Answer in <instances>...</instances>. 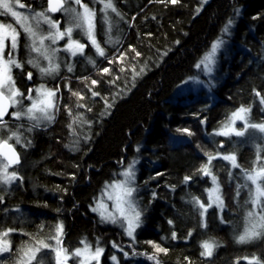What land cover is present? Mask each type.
Listing matches in <instances>:
<instances>
[{
  "label": "trees",
  "instance_id": "trees-1",
  "mask_svg": "<svg viewBox=\"0 0 264 264\" xmlns=\"http://www.w3.org/2000/svg\"><path fill=\"white\" fill-rule=\"evenodd\" d=\"M115 3L128 20L124 41L90 71L56 80L60 97L56 119L33 127L9 115L7 128L0 131L6 136L22 125L18 132L30 144L20 166L14 167L23 179L0 189V231L16 229L9 236L13 252L0 260L13 264L17 248L32 243L33 237L47 240L62 222V245L72 251L83 246L81 241L98 244L104 249L100 264H156L149 259L155 251L149 241L168 249L167 254H156L160 264H249L244 257L253 256L264 261V240L250 244L235 240L250 210L240 170L264 164V151L254 163L256 146L264 148V134L255 143L250 138L259 132L252 129L244 137L215 135L241 105L251 106V122H264V105L256 95H264V0ZM229 20L232 24L225 33ZM217 39L224 43L211 92H185L184 83L197 75L196 65ZM145 65L133 81V69L140 72ZM104 68L110 71L105 73ZM20 87L26 90L27 85ZM93 91L99 95L92 96ZM182 129L192 135L178 131ZM220 144L222 152L236 151L241 168L231 170L222 159L212 162L227 208L221 215L210 209L203 219L193 197L207 201L210 178L198 169L207 163L205 153L214 155ZM15 147L19 150V145ZM133 160L136 199L143 214L131 241L118 226L103 224L92 206L105 185L117 180ZM185 176L192 179L185 182ZM205 240L219 244L212 257L200 255ZM39 256L44 264H55L53 252L45 249Z\"/></svg>",
  "mask_w": 264,
  "mask_h": 264
},
{
  "label": "snow or ice",
  "instance_id": "snow-or-ice-1",
  "mask_svg": "<svg viewBox=\"0 0 264 264\" xmlns=\"http://www.w3.org/2000/svg\"><path fill=\"white\" fill-rule=\"evenodd\" d=\"M100 3L102 7L99 9L100 17L99 22L104 27L105 35L108 36V43H113L111 38L112 30V18L109 12L115 13L117 16H121L115 0H89L85 3L84 0H47V7L43 11H35L30 5L25 4L22 0H0V17L11 18L10 23H4L0 20V125L7 128V124L3 120L6 115H11L16 119L21 117H27L30 121H33V127H39L42 122L51 123L55 119V112L57 108V93L59 88L50 89L46 85L41 84L35 89H27L26 92L21 91L16 87V80L13 77V68L23 69L24 63L16 58V53L20 48L21 32L24 34L26 43L24 47L28 49L29 53H36V57L28 59L27 64L32 65L37 69L41 76H50L53 73L59 71L60 65L55 62L56 54L61 51L59 47H53L59 41H65L63 45V51L69 53L75 57L77 55H84L85 48L91 46L95 49L98 56H106L104 47L101 46L97 40V9L96 3ZM161 2L177 4L179 0H161ZM207 0H202V3H206ZM89 4L93 6L90 7ZM18 9H27L28 14L19 11ZM200 9H197L199 11ZM60 12L66 18L65 26L61 29V22L59 20H53L51 13ZM122 18V17H121ZM47 25V33L43 34L41 25ZM232 21L229 20L228 24L223 29L224 32H228ZM79 34L78 39L73 38V33ZM50 41V44L45 45V41ZM81 40H86L87 43H82ZM118 43V41H117ZM178 43V42H177ZM222 39H217L212 45L208 53L205 54L203 59L196 65L200 68L203 65L207 71L212 72L211 65L215 63V56L218 49L223 45ZM7 50V56L5 51ZM133 51H135L133 49ZM136 56L141 55L139 52L135 53ZM167 55V52L163 53ZM47 61L46 67H41L40 60ZM90 63L95 64V61L90 57L88 58ZM112 63V61H109ZM143 66L140 72H135L133 69V81L135 77L143 74L145 68ZM67 70L71 72L72 66L68 65ZM124 69L121 68L120 71ZM109 68H104L103 72L108 73ZM26 78L31 80L33 73L27 72ZM113 83L115 81H112ZM92 84H96V80L91 81ZM35 92V96L32 94ZM73 95H79L73 93ZM92 96H97L99 93L93 91ZM260 99V103L264 105V95L260 92L256 93ZM30 101V105L19 110L23 106L24 100ZM115 101V98H114ZM107 104V100H105ZM19 106V107H18ZM83 107V105H78ZM108 108H111V104H107ZM10 108H17V110L9 112ZM91 109H89L90 111ZM251 106L241 105L235 111H233L227 120L222 123L221 127L215 132L217 136H223L231 139L235 137H244L248 130L254 129L260 133H264V122L250 123L249 117L251 115ZM264 111V109H262ZM69 114L71 110L69 109ZM79 119V118H78ZM237 121H241L242 128H237ZM73 123H76L74 120ZM73 125L70 124L71 128ZM32 129L29 128L28 131ZM188 135H192L189 129H182ZM15 140V144L10 141ZM90 139V137H85ZM21 143L19 132H11L6 138L0 135V183L11 184L17 179H23L18 177L16 171L9 172L8 169L12 165L20 163V154L16 151L15 145ZM30 146V145H24ZM257 158L254 163L261 160L259 155L260 151H264L260 145H257ZM223 144L217 146L215 154L205 153L207 156V163L203 164L198 172L210 177L213 187L207 189L208 203L205 204L198 197H193V202L201 210L200 215L203 217L208 208L216 205L221 210L224 207V199L222 196L221 186L218 181V177L213 173L211 169L212 162L217 159L227 161L231 168H241L238 163L236 151L222 152ZM137 161L133 160L122 173V180H114L113 182L106 184L105 188L101 192V196L97 199L96 206L92 208L93 212H97L100 215L102 222L119 224L126 233L127 236L135 239V231L140 227L142 221L141 217L143 210L139 207V202L134 196L137 192L135 184V164ZM242 175L245 178L244 187H248L247 182H251L254 185V189H250V203L253 205L252 210H249L246 214V224L243 231L235 238L238 244H250L256 241L264 240V164H261L259 168H253L252 170L242 169ZM231 176V173H229ZM192 179L191 176H185L184 181L188 182ZM237 195H239V187L237 188ZM105 201L112 202V210H109L108 204ZM248 203V202H246ZM169 223H173L169 221ZM207 227L206 223L201 225ZM16 229L8 228L0 231V256L5 253H12L13 248L9 236ZM63 236V223H58L54 228V233L45 239L32 238V243L21 245L16 249V256L13 259V264H44L43 257L39 254L47 249L55 254V264H68L70 259L75 258L74 264H100V257L104 252V249L98 244L93 249V246L86 241H81L83 247L76 248L71 252L68 249L62 247ZM191 236V232L188 233ZM172 238H176V233H172ZM54 241L55 243H51ZM148 243L153 244L154 253L149 256V259L156 261V264H160L157 259V253L167 254L168 249L161 247L152 241ZM219 247L218 242L212 240H205L201 242L200 253L202 257H212L215 249ZM122 250V249H121ZM127 255V253H125ZM112 260H116L113 256ZM249 261V264H264L259 257L253 256L250 260L248 257H244ZM0 264H4L3 260H0ZM239 264V261H237Z\"/></svg>",
  "mask_w": 264,
  "mask_h": 264
},
{
  "label": "rangeland",
  "instance_id": "rangeland-1",
  "mask_svg": "<svg viewBox=\"0 0 264 264\" xmlns=\"http://www.w3.org/2000/svg\"><path fill=\"white\" fill-rule=\"evenodd\" d=\"M208 1L209 0H207V2ZM22 2L25 3V4L30 5L31 8L35 9V11H43L47 7V0H22ZM84 2L85 3H88L89 0H84ZM206 3H202V4L204 5ZM89 6L92 7L93 5L92 4H89ZM94 6L97 9V32H96L97 40L100 42L101 46L104 47L105 53L107 54L108 51L110 52L112 49L114 50L115 47H116V45L118 46V45H120L124 41V39L126 37V34L128 32V28H127L128 20H127V17L124 14L121 13V11H119L121 13V16H117L115 13L109 12V15L112 18V30H111L110 35H111V38H112L113 43H108L107 42L108 36L105 35L104 27L99 22V17H100L99 9L102 7V5L97 2ZM18 10L19 11H22V12H25V14H28V10L27 9H18ZM50 15H51V17H52L53 20H59L61 22V29H63V27L65 26V20H66V18L63 16V14L60 13V12H57V13H51ZM0 20H3L4 23H10L11 22V18L0 17ZM41 28L43 29V34H46L47 33V25L42 24L41 25ZM73 38L74 39H78L79 38V34L77 32H75V31L73 33ZM117 41H118V43H117ZM81 42L82 43H87L86 40H81ZM25 43H26V41H25V38H24V34H23V32H21V37H20V45L21 46L19 48V51L15 55H16V58L18 60H20L22 63H24V68L23 69L13 68V77L16 80V87L19 88L21 91H24V92H26L27 89H29V88L35 89V88L39 87L41 84L46 85L47 88L56 89L57 86H55V82H58L56 80H58L61 77V75H68V76H69V74L70 75H73V74L75 75V73H77V72H84V73H86V72L90 71L96 65L97 61L99 62L101 60L103 62L102 59L106 57V56H104V57L98 56L96 54V52H95V49L92 48L91 46L85 48L84 55H77V56L73 57L69 53L63 51V45H64L65 41L62 40V41H59L56 45H53V47H59L61 49V51H59L56 54V57H55V62L56 63H59V65H60L59 71L56 72V73H53L50 76H43L42 77L41 74L39 73V71L37 69L33 68L32 65H29V64L26 63V61L28 59H32V58L36 57L37 54L36 53H29L28 49L24 47V44ZM48 44H50V41H47L46 40L45 41V45H48ZM221 48H222V46L218 49V51L216 53L215 63L213 65H211V67L213 68L212 72L209 73L207 71V69L203 65H201L200 68H197V75L194 76V77H192V78H190V79H188L184 83V85H183L184 88L183 89H184L185 92H188L189 90L191 92H195V93L199 92L200 90H206L209 93L211 92V85L213 84V72L215 71L217 55H218L219 50ZM210 49L206 53H208L210 51ZM5 56H7V50L5 51ZM89 57L92 60L95 61V64L89 62V59H88ZM40 64H41V67H46L47 66V61L41 59L40 60ZM68 65H71L72 66V69L73 70L71 72H69L67 70V66ZM29 71H31L33 73V78L31 80H28L26 78V74ZM23 82L27 85L26 90L25 89L22 90L21 87H20V85ZM32 94L35 96V92H33ZM57 98H58V100H57V108H58V111H59L60 97H59L58 93H57ZM29 105H30V101H28L27 99H25L24 102H23V106L20 107L19 110H23L24 108H26ZM15 110H17V108H11V112L12 111H15ZM58 111H56L55 114H54L55 115V119H56V116H57ZM227 118H226V120H227ZM11 119L13 121H15V122H18V123L32 124V126L34 124V122L33 121H30L27 117H21L20 119H16L15 117L11 116ZM5 123H6V120H5ZM250 123H255V122H251L250 121ZM256 123H260V122H256ZM47 124H50V123L47 122V121L42 122L39 127H42V126L47 125ZM236 127L237 128H242L243 127L242 122L241 121H237ZM2 128H4L3 125H0V131L2 130ZM18 128H23V126L22 125H19L18 127H16L15 130L18 131ZM26 128H27L26 130H28L29 128H32V127H26ZM252 130H254V129H252ZM12 132H15V131H12ZM254 132H259V131L254 130ZM10 134H11V132L8 133L4 137L6 138ZM19 134H20V139H21V143L19 144V153H20V156H21V160H23V156L25 155V153H26V151H27V149H28L29 146H24V145H28V143L26 142V139L23 137L22 133L19 132ZM263 134L264 133H260V132L259 133H255L254 137L250 138L251 142H254V143L257 142L260 139V136L263 135ZM13 141H14V144H15V140L14 139H13ZM10 143H11V141H10ZM20 164L21 163H19L15 167L20 166ZM261 164L262 163H259V165H255L253 168H259ZM126 168L127 167H125L121 171L120 177L117 180H122L123 179L122 173L125 171ZM229 168L232 170L231 167H229ZM252 169H249V170H252ZM8 171L9 172L15 171L14 170V167H9ZM134 171H135V175H136V164H135ZM240 172L242 174V170H240ZM17 175L19 177V174H17ZM135 180H136V178H135ZM242 180H243V183L245 184L246 181H245L244 176H243ZM16 181L17 180L13 181L11 184H3V183H0V189L4 190V189H6V187H9L10 185H12L13 183H15ZM218 181H219V178H218ZM247 183H248V187H247V189H248V192H247L248 198H247L246 202H248V203L245 202V204H250L249 205L250 206L249 209L252 210L253 205L250 203V193H249V190L250 189H254V185H252L250 181L247 182ZM134 186H135V184H134ZM220 186H221V184H220ZM212 187H213V184H212V181L210 179L209 188H212ZM221 191H222V186H221ZM101 192L95 198V201H94V204H93L92 208L96 206L97 199L101 196ZM134 196L136 197V193H134ZM207 196H208V193L206 195V200L207 201L205 202V204H207L209 202L208 199H207ZM223 199H224V197H223ZM105 202L108 204L109 210H112V202L111 201H105ZM226 208H227L226 207V202H225V199H224V207H223L222 210L219 207H217L216 205H213V207L208 208L207 211H209L210 209H216L217 212L221 215V213L223 212V210L226 209ZM16 212L18 214H21L22 213L21 212V209H17ZM94 213L101 220L99 213H97V212H94ZM205 215L203 216V219L205 218ZM102 223L105 224V225L118 226L119 228H121L123 230L124 234L126 235L124 229L122 227H120L119 224H112V223H107V222H102ZM138 228L136 229V231L138 230ZM136 231H135V236H136ZM127 238L129 240H131V241L134 240L133 238H131L129 236H127ZM113 246H114V248H115L116 251H120L122 249L118 245H113ZM62 247L65 248L63 245H62ZM80 247H83V246H80ZM94 248L95 247H93V249ZM69 252H71V251H69ZM123 253H124V257L127 258V255H125L126 252L123 251ZM100 259H101V257H100ZM74 261H75V258L70 259L68 261V264H74ZM115 263H117V258L115 260Z\"/></svg>",
  "mask_w": 264,
  "mask_h": 264
},
{
  "label": "water",
  "instance_id": "water-1",
  "mask_svg": "<svg viewBox=\"0 0 264 264\" xmlns=\"http://www.w3.org/2000/svg\"><path fill=\"white\" fill-rule=\"evenodd\" d=\"M9 112H11V108L9 109ZM9 115H6V116H4L3 117V120L5 121L6 120V118L8 117ZM16 151L19 153V150L16 148ZM20 154V153H19ZM20 162H21V156H20ZM16 165H18V164H16ZM16 165H12L11 167H15Z\"/></svg>",
  "mask_w": 264,
  "mask_h": 264
}]
</instances>
